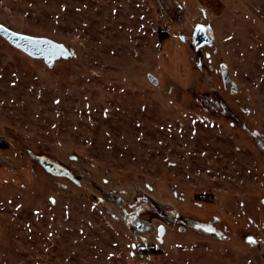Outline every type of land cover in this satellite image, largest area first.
<instances>
[{"label": "rangeland", "instance_id": "rangeland-1", "mask_svg": "<svg viewBox=\"0 0 264 264\" xmlns=\"http://www.w3.org/2000/svg\"><path fill=\"white\" fill-rule=\"evenodd\" d=\"M0 24L71 52L0 36V264H264V0H0Z\"/></svg>", "mask_w": 264, "mask_h": 264}, {"label": "water", "instance_id": "water-1", "mask_svg": "<svg viewBox=\"0 0 264 264\" xmlns=\"http://www.w3.org/2000/svg\"><path fill=\"white\" fill-rule=\"evenodd\" d=\"M0 36L4 38L10 45L21 50L25 54L42 59L47 66L53 65L56 60L67 59L71 56V52L64 44L57 43L49 38L45 37H35L26 34H21L10 30L9 28L0 24ZM27 38V39H26ZM203 45H211V42L208 40L207 36L204 33L202 27H198L194 34V46L199 48ZM148 80L152 84H157V79L152 76H147ZM223 84L226 86L228 76L226 71L222 72ZM40 166L48 173L54 176H63L70 179L75 184H79L78 180L75 179L66 169L62 166L51 162L47 158H39ZM137 229L142 228V224H136ZM164 234V229L160 227L158 229L159 241H162L161 237Z\"/></svg>", "mask_w": 264, "mask_h": 264}, {"label": "flooded vegetation", "instance_id": "flooded-vegetation-1", "mask_svg": "<svg viewBox=\"0 0 264 264\" xmlns=\"http://www.w3.org/2000/svg\"><path fill=\"white\" fill-rule=\"evenodd\" d=\"M65 178H67V177H65ZM68 179V178H67ZM68 180H70V179H68Z\"/></svg>", "mask_w": 264, "mask_h": 264}, {"label": "snow or ice", "instance_id": "snow-or-ice-1", "mask_svg": "<svg viewBox=\"0 0 264 264\" xmlns=\"http://www.w3.org/2000/svg\"><path fill=\"white\" fill-rule=\"evenodd\" d=\"M27 39V38H26Z\"/></svg>", "mask_w": 264, "mask_h": 264}]
</instances>
